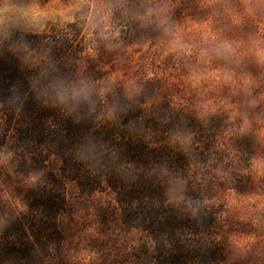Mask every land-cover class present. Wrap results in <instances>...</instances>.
Listing matches in <instances>:
<instances>
[{
	"label": "rangeland",
	"instance_id": "rangeland-1",
	"mask_svg": "<svg viewBox=\"0 0 264 264\" xmlns=\"http://www.w3.org/2000/svg\"><path fill=\"white\" fill-rule=\"evenodd\" d=\"M119 1L130 0H1L0 34L85 19L80 82L154 94L147 115L168 104L190 118L191 151L202 154L165 198L198 195L230 258L264 264V0H143L133 21L161 32L141 45L114 25ZM16 159L14 147L0 151V229L27 206L37 176L19 173ZM70 203L64 249L50 264H156L152 244L123 224L109 195L73 191Z\"/></svg>",
	"mask_w": 264,
	"mask_h": 264
},
{
	"label": "trees",
	"instance_id": "trees-1",
	"mask_svg": "<svg viewBox=\"0 0 264 264\" xmlns=\"http://www.w3.org/2000/svg\"><path fill=\"white\" fill-rule=\"evenodd\" d=\"M135 6L143 0L119 1L113 23L126 36L131 30L126 42L141 45L161 30L133 21ZM85 27L76 18L43 31L0 34V151L14 147L17 171L37 175L27 206L0 229V264H50L60 255L61 218L73 191L109 195L123 224L152 244L156 264H236L198 195L164 196L169 181L202 154L191 151L192 129L184 125L190 118L168 104L147 115L154 94L120 88L99 86L79 104L54 102L52 85L80 82ZM54 159L58 173L49 168Z\"/></svg>",
	"mask_w": 264,
	"mask_h": 264
},
{
	"label": "clouds",
	"instance_id": "clouds-1",
	"mask_svg": "<svg viewBox=\"0 0 264 264\" xmlns=\"http://www.w3.org/2000/svg\"><path fill=\"white\" fill-rule=\"evenodd\" d=\"M52 88L56 91L54 102L59 104L88 102L92 95V86L83 81L67 85L54 84Z\"/></svg>",
	"mask_w": 264,
	"mask_h": 264
}]
</instances>
